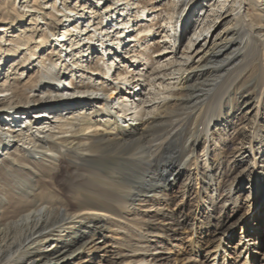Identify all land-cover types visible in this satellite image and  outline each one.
Segmentation results:
<instances>
[{"label":"bare ground","instance_id":"6f19581e","mask_svg":"<svg viewBox=\"0 0 264 264\" xmlns=\"http://www.w3.org/2000/svg\"><path fill=\"white\" fill-rule=\"evenodd\" d=\"M16 1L6 0L9 6L14 5L12 14L5 17L12 26L16 19L31 16L29 9L39 10L37 3L33 1L30 6L26 5L19 11L15 7ZM229 1L234 8L232 29L221 38L219 36L209 39V33L215 29L216 23L226 17L224 8ZM209 2L178 0L173 3L172 14L162 20L160 32L163 35L151 37L154 39L153 50L148 46L142 47L140 43L154 34L150 27L136 29L137 26H128L126 29L132 33L137 32V35L128 36L129 40L122 48H116L118 55L113 61L108 62L106 57L103 72L91 73L88 70L90 87H72L68 84L61 89L64 77L61 71H56L54 62L47 67L40 60L38 65L43 70L42 78L47 80L43 85H25L18 91L13 90L7 82L0 86V117L8 116L4 115L3 109L15 116L19 114L18 108L25 105L33 112L28 113L29 119L35 118L34 132H31L32 122L28 121V117L25 118L28 125H23L25 132L20 126L17 129L8 125L6 129L10 139H24L17 140L21 142L20 149L9 162L13 167L11 172H26L32 182L33 178L51 180L56 177L62 186L57 194L50 191L43 199L41 193L35 196L33 186L27 184L30 191L25 190L22 200L16 199L13 207L19 213L10 215L8 221L0 222V264H34L39 258L43 264H64L91 243L90 239L101 233L99 226L107 222L124 227L129 225L132 229L136 224L139 225L136 235L137 241L141 242L140 245L139 242H130L132 245L128 243L129 246L124 244L128 247L124 251L111 249L108 259L104 260L108 264H257L254 256L257 245L254 241L259 238L248 232H244V237L242 235L245 228H259L263 223L262 219L241 217L238 220L234 217L241 208L235 195L243 185L247 183L251 188H257L258 184L263 185L259 182L260 179L264 180V129L261 122L264 114L260 112L264 104V13L257 8L252 14H245L244 10L251 5V0ZM51 8L58 11L55 3ZM197 8L198 13H204L195 17L194 25L189 26L187 39L179 46L177 37L182 24L187 15ZM138 13L142 22L147 21L149 16L145 9ZM34 17L36 20L39 15ZM49 18L54 16L50 14ZM63 18L70 20L66 16ZM122 21L119 23L125 22ZM119 23L114 24L117 26L115 29H119ZM54 29L48 28V33L53 38L56 36L53 34ZM236 35L240 37L237 45L234 44ZM63 37L62 34L56 37L55 43L60 44L57 40ZM14 38L5 50L6 55L14 54L18 48L24 47L28 57H34L35 54L31 52L33 46L28 45L29 38H19L17 35ZM130 42L134 43L132 49L122 52L123 48L129 47ZM179 48L181 56L177 58ZM228 49L232 51L228 52ZM238 53H241L242 60L234 62L233 58ZM255 54L261 59L255 78L256 92L251 97L255 99L253 111L256 122L245 137L246 150L243 154L237 152L231 158L225 159V146L218 142L211 143L214 139L212 137L203 149L202 159H198L195 152L197 141L201 136L210 139L211 127L218 126L225 140L231 141L226 134L233 124L229 123L225 102L237 84L244 80L243 71L247 69L245 60ZM24 57L22 61L25 60ZM117 65L121 70L113 78L110 71ZM127 65L129 70L123 73ZM96 76H102V79L111 78L109 94H105L101 81ZM208 77L210 78L206 79ZM204 83H208L203 91L204 98L199 99L195 94L201 92L200 88ZM175 109L183 113L174 116ZM58 111L70 113L56 117L55 112ZM48 112L54 116H46ZM41 116H46V119H40ZM53 117L55 120L50 121ZM190 121L192 125L198 124L200 129L194 130L188 139H184L188 157L176 166L175 158L180 151L174 143L177 130H163V135L159 138H155L153 133L152 137L150 131L159 125L164 126L162 129H167L165 125L168 123L171 129H187L186 125ZM49 123H54V127L48 125ZM13 141L10 140L9 144ZM106 149L112 153L126 151V156L118 158L112 164V169L103 170V163H99L101 160L96 155ZM246 157L254 171L249 172L244 168L224 190L223 180L229 179L232 172L241 168ZM42 162L44 165L50 164L52 170L38 173L37 166ZM191 168L194 176L198 177L195 182L198 189L196 197L189 199L192 181L180 186L179 195L172 194L171 191L183 172H190ZM213 192L215 197L211 196ZM6 201L0 195V212ZM199 205L203 210L197 209ZM260 209V217L263 218L264 203ZM123 211L132 215L138 214L140 218L132 224L128 223V219L123 221ZM51 214L57 216L58 220L46 226ZM83 220H86V226H81ZM78 226L82 231L72 230L73 232L67 233V237L79 234L76 244L58 246L62 240L56 237L66 228L71 230ZM184 227H188L195 235L189 244L191 254L171 263L169 256L160 251L161 246L171 241ZM236 234H240L241 238L233 248L234 259L229 260L224 252L225 246L233 242L229 241ZM44 246V251L50 249L48 254L40 250ZM157 254L159 257L156 262H148V257Z\"/></svg>","mask_w":264,"mask_h":264},{"label":"rangeland","instance_id":"374dc122","mask_svg":"<svg viewBox=\"0 0 264 264\" xmlns=\"http://www.w3.org/2000/svg\"><path fill=\"white\" fill-rule=\"evenodd\" d=\"M33 1L37 3L36 6L38 7L39 10L35 11L34 9H29L28 13L32 15L31 16L26 15L25 17H22L21 19H16L14 23L15 25L12 26L11 23H7L6 21L7 19L5 17H8L12 14L11 9L14 7V5H12L13 7L9 6L8 5L9 3H7L6 0H0V29H1L0 31V58L1 57L4 58V59L2 58V62L0 63V86L4 84V82H7L9 83V85L11 86L13 90L16 89L17 91L21 89L22 86L26 85L28 87H39L40 85H43V82L47 81L42 78L43 70L39 69V65H38L39 60L43 61V63L47 67H50L52 63L54 62L53 64H55L56 71H61L62 73L61 75L64 76L63 85L61 84V87H60L61 89H63L64 87L66 88L68 84H70L72 87L73 86L74 87L75 86L76 87H90L89 80L87 79L90 75L89 71H91V73L103 72V69H104L103 66L105 65L104 61L106 57L108 59V62L113 61L114 58L118 55L116 52L117 51L116 48L118 46L122 48V45L126 43V41L129 40L128 36L137 35V32L134 31L132 33L129 31V29H126L128 26H133V27L137 26L136 29L150 27L152 31L154 32V34L152 36L146 37L145 40H141L140 43L142 44V47L148 46L151 48V50H153L152 46H154L153 45L154 39L152 40V38L163 35V33L160 32L162 29V20L163 18L167 17L168 14H172L173 12L172 4L175 2L176 3L178 2V0H121V1H117V0H96V1L95 0H17L15 3V7L19 11H22L26 5L30 6ZM209 1L211 0H207V2ZM53 3H55V8L58 9V11L51 8ZM199 8L192 11L185 18V21L182 24L183 26H182L181 32L179 33L177 37V40H178L177 42L179 46L180 44L184 43L185 40L187 39L189 29H190L189 26H191L192 24L194 25L195 20H196L195 17L198 14L203 15L204 11H202L201 13H198ZM257 8L258 10L260 9L261 12L263 11L264 13V0H251V5L247 6L244 12L245 14L250 15L253 13V10ZM141 9L146 10L147 15L149 16L147 18V21L142 22L140 17H138V14H139L138 12ZM70 10H72L73 12H69ZM224 10L226 11L225 12L226 17H224L223 20H221L220 22L216 23L215 29L213 28L211 32L209 33L211 34L209 39H214L219 36L221 38L228 31L232 29L231 23H232L234 8L230 1L225 4ZM50 14L53 15L54 18H49ZM34 15H39V18L36 19L37 22L35 20ZM63 16L69 17L70 20H68V18H63ZM30 19H31V22H30ZM120 20L121 21L123 20L125 22L122 21L123 23H119ZM116 22L119 23L118 24L119 29H115L117 27L116 25H114ZM49 27L52 29L55 28L53 30V34L56 35L55 38L51 37L50 34L48 33ZM64 31H67V32L63 33ZM61 34L64 37L62 39L58 38L57 40L59 41L60 44L55 43L56 41L54 40L57 39L56 37L61 36ZM15 35H17L19 38L20 37L29 38L28 45L30 44L29 45L30 47L33 46L31 49V52L35 54L34 57H28V55L26 54L24 50V47L18 48L19 50L15 52L14 54L6 55L5 50L9 47L10 40L11 41L13 39L15 40L14 38ZM239 38L240 37L237 35L234 37L235 43L234 42L233 43L235 45L238 44ZM144 41H147V43H145ZM133 45L134 43L130 42L129 47L127 49H125L126 47L123 48L122 52L130 51ZM104 49H106L105 53L103 52ZM230 51L232 50L228 49V52ZM180 52H181V49L179 48L177 55H176L177 58L181 56ZM23 56H25L24 57L25 60L22 61ZM233 59H234L233 60L234 62H240L242 60L241 53H238L236 56H234ZM195 62L197 61L195 60ZM245 63L247 65V69L243 71L245 72L243 76L244 80L237 84L230 98L225 102L229 123L233 124V127H230L227 129V134H226L228 138L231 139V141L228 142L225 140V137L221 135L222 132H221V129H218V126L211 127L210 133L212 135L210 136V139L205 136H201L199 140L197 141V144L195 146V152H196V155L198 156V159H202L201 156L203 154V149L207 145L208 141L211 140L212 137L214 139L211 141V143L218 142L219 145L222 144V146H225L224 147L226 151L225 159L229 157L231 158L237 152H242L243 154L244 151L246 150L245 147L247 146H245L246 144L245 142H247V139H245V137L248 136L250 128H252L256 122L254 118L255 111H253L255 99L251 97L255 95V92H256V89L254 88L255 78H256V74L259 72V69H260L261 59L259 58L257 54L251 55L248 59L245 60ZM119 69L120 68L118 67V65L113 67V69H111L110 71V74L112 75L111 77L114 78V76L116 75ZM125 69L122 71L123 73L124 71L129 70V66L127 65ZM98 77H99V82L101 81V85L105 91V94H109L111 92L110 89L112 87V85L110 86L111 78L102 79V76H96V78ZM94 78L95 76H93V79ZM209 78L210 77L206 79H209ZM48 83H51V82L48 81ZM207 84L208 83H204L203 85L205 87L203 86L204 88L203 87L200 88L201 92H197L195 94V96L198 95L199 99L204 98L203 91L206 88ZM18 109H19L18 110L19 114H15V116H12L14 114H8L6 112L7 109H3L2 111L5 112L4 115H8V116L0 117V131L2 132V134H0V140H1L0 141L1 142L0 143V195H2L4 199H7L6 203L4 204V208L0 212V220H1L0 222L1 223H3V221L4 222L8 221L10 215H16L19 213V211H14L13 207H14V204L16 203V199L22 200V198L24 197L23 194L25 190L30 191V189L27 188V184H30L31 187L33 186L32 189H33V194L35 196H38V194L40 195L41 193V195H43L41 196L43 199L45 198L46 193L50 191H53L54 193H56L59 189L62 188V186H60L61 184L59 183L56 177H53L51 180L47 178L46 179L36 178L35 180L33 178V182H32V180H29L30 175L27 176L26 172H23V174L17 171H15L17 172L16 174L15 172H11L10 169L13 167L9 165V162L11 161V157H13L16 154L18 149H20L19 147H20L21 142L17 140L20 139L21 141H23L24 139L21 137L10 139L6 134V129L8 128V125H11V126L13 125L17 129L20 126V128L23 129V125L25 126V124L27 123V120H25V118L29 116L28 113L29 112L33 113L32 110H29L28 107L25 105H21L20 108ZM260 112L264 114V104ZM11 113H14V112H11ZM66 113H70V111H58V112H55V115L56 117H59V116L65 115ZM182 113L183 111L175 109V112L173 115L177 116L178 114L180 115ZM47 115H50V117L54 116V114L52 113L49 114V112L46 113V116ZM46 116L44 118H42L41 116L40 119H46ZM34 119L35 118L29 119L28 117V121L32 122V125L30 126L31 132H34L35 130ZM54 120L55 118L53 117L50 121H54ZM43 121L45 122L48 120H43ZM261 122H262V129H264L263 127L264 126V115L262 117ZM48 125H50L51 127H54V123H49ZM165 126L167 129H162L164 128V126H160V125L155 126L154 127L155 129L153 128L154 130L151 129L150 134L152 135V137L155 135V138H159L163 135V130L170 131V132L177 130L174 143H175V146L180 149V151H179V154L175 158V165L176 166L180 165L188 157V152L184 144V141H185L184 139H188V137L191 136V133H194V130L200 129V126H198V124L196 126L192 125L191 121L188 122V124L186 125L187 129H171V126L169 123ZM9 128L11 127L9 126ZM23 131L25 132L24 129ZM156 134H159V135L156 136ZM11 135H14V134H11ZM10 140H14V141L9 144ZM113 153L109 149H106V150H102V152H99L96 155V157H98V160H101L99 161V163L100 164L103 163L101 165V168L103 170L104 168L112 169L113 168L112 164L118 158H124L126 156L125 155L126 151H118V152H115L114 154ZM245 156L247 155L245 154ZM250 166L251 165H250L249 158L246 157L245 161H243L242 163L241 168L232 172L233 174H231L229 179L226 178L223 180L224 190L230 186V184L233 182L232 180L244 168L249 170V172L251 170L254 171L253 167L251 168ZM47 170H52L50 167V164L44 165V162H42L39 164V166H37L38 173H43V172H46ZM57 175H58V172H57ZM14 177H17V179ZM196 180L198 181V177L194 176L192 168L190 172L184 171L178 183L172 189L171 191L172 194L179 195L180 186H182L183 184H186V182L189 183L192 181L188 194H189V199L193 200L198 194L197 192L198 189H196L197 185L195 184ZM259 182H261V184L263 185L261 186L258 184L257 188H254V187L251 188L250 185L247 183L244 184L243 187L240 189V191L235 195V197L238 198V203L240 204L241 208H239V212L236 213L234 218L238 220L241 217L242 218L243 217L244 218L246 217L254 218L255 220L262 219L263 223H261V226H259V228L258 226L257 228L255 226L254 229L245 228V230H243L242 236L244 237V234H246L244 232H248L250 235H256L259 238L258 241L256 242L254 241V243L257 245L255 247L257 248L256 249L257 252H256V255L254 256L257 259L256 261L257 264H264V234H262V232L264 233V217L263 218L260 217V211H261L260 207H261V204L264 203V180H262L261 178ZM211 196L215 197V192H213ZM204 201L205 203H207L206 199ZM200 206L201 205H199L197 209L203 210V207L202 206L200 207ZM60 209H62V207H60ZM121 214H122L121 215L122 220L124 221V219L125 220L128 219L129 220L128 223H131V224L138 221V219L140 218L138 214L132 215L131 213L126 212V211L121 212ZM54 220L56 221L58 220L57 216H55L54 214L53 215L51 214L49 216L46 226H50V224L52 225L54 222H56ZM85 221L83 220V223L81 224V226L87 225ZM119 225L120 224H117V223L115 225L114 223L107 222L103 226H99L101 233H97V235L93 236L90 239L91 243L86 245V247L83 250L76 252L73 258L67 261L68 263L65 261L64 264H108V262H104V260L108 259V256L110 255L109 252L111 249H118V251H124L123 249L128 248L126 247L127 245L129 246V244L131 243L135 244L136 242L137 243L139 242L137 241V235H136L137 231L139 230V225L136 224L133 227V229L129 225L127 226L125 225V227L119 226ZM72 230L80 232L82 231V228L79 226L71 230L66 228L64 232L60 233L56 237V238L62 237L61 239L59 238L60 241L62 240L61 241L62 243L60 242L58 246L63 247V246H69V245L71 246V245L76 244V242L78 241V236H79L78 233H77L78 235L73 234L67 237V233H69L70 231L73 232ZM194 238H195V235L193 234V232L190 229H188V227H184L181 230H179V232L175 235V237L170 239L171 241L165 244L163 243V245L161 246L162 250L160 251L166 253L167 256H169L171 263H173L175 259L179 260L180 258L182 259L183 257H186L187 255L190 256L192 249L189 246V244L190 242L194 240ZM240 238H241V235L236 234L233 240L229 241L230 243L232 241L233 242L231 244H226L227 247L225 246L226 249L224 250V252L225 254H227V256L228 255L230 256L229 259H234L235 255L233 254L234 253L233 248L239 242ZM130 239H134V240L132 241ZM245 239H248V238H245ZM249 242L252 243L251 241ZM140 243L141 242H139V245ZM40 250L44 251L46 250V247L45 246L40 247ZM49 251L50 249L47 251H44V253L48 254ZM156 251H159V250H156ZM242 254H244V252ZM150 257H148L147 260L148 262L152 263V262H156V258L159 256L157 254V255L150 256ZM49 258H51V256ZM199 259L203 260L202 256L201 257L199 256ZM240 259L243 260L242 258ZM201 262H204V261H201ZM34 264H43L41 258L35 260Z\"/></svg>","mask_w":264,"mask_h":264}]
</instances>
